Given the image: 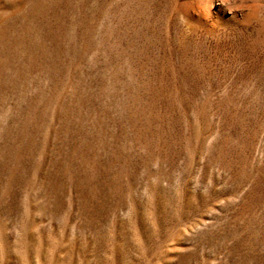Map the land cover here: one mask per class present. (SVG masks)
Wrapping results in <instances>:
<instances>
[{
  "label": "rangeland",
  "instance_id": "1",
  "mask_svg": "<svg viewBox=\"0 0 264 264\" xmlns=\"http://www.w3.org/2000/svg\"><path fill=\"white\" fill-rule=\"evenodd\" d=\"M0 264H264V0H0Z\"/></svg>",
  "mask_w": 264,
  "mask_h": 264
}]
</instances>
